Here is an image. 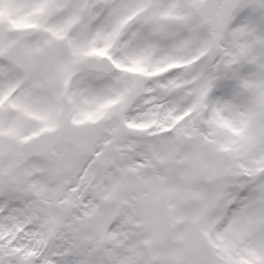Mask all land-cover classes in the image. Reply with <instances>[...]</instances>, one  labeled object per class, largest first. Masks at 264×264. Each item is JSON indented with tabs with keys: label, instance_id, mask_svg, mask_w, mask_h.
Here are the masks:
<instances>
[{
	"label": "snow or ice",
	"instance_id": "6c2138e0",
	"mask_svg": "<svg viewBox=\"0 0 264 264\" xmlns=\"http://www.w3.org/2000/svg\"><path fill=\"white\" fill-rule=\"evenodd\" d=\"M0 264H264V0H0Z\"/></svg>",
	"mask_w": 264,
	"mask_h": 264
}]
</instances>
